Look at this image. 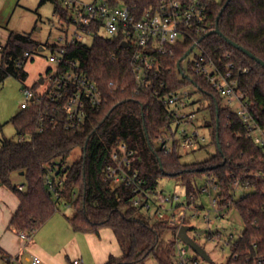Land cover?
I'll return each mask as SVG.
<instances>
[{"label": "trees", "instance_id": "1", "mask_svg": "<svg viewBox=\"0 0 264 264\" xmlns=\"http://www.w3.org/2000/svg\"><path fill=\"white\" fill-rule=\"evenodd\" d=\"M48 1L55 4V15L67 17L58 0L42 3ZM162 1L107 0L111 7H129L137 17L157 10ZM226 2L214 1L209 5V20L214 29ZM218 26L223 37L204 35L199 39L214 59L234 63L239 89L248 94L253 120L264 130V68L227 42L231 40L264 61V0H231ZM192 46L189 41L179 45L175 57L167 61L170 89L188 86L189 83L180 80L178 64H182ZM42 47L30 35L10 33L0 53V84L10 76L24 84L28 76L25 65L33 58L24 59V55L34 54ZM68 57L79 60L84 74L97 82L104 94V104L77 132L48 130L38 134L33 110H23L12 119L18 136L26 134L31 139L20 142L0 137V187L9 188L20 200L9 228L37 232L55 215L58 205L66 202L73 206L74 213L67 220L76 232L93 234L104 226L113 230L123 256L111 257L106 264H146L150 256L158 264H177L176 228L153 221L134 207L135 194L131 188L125 185L113 188L103 180V171L112 162L113 149L124 141L137 152L134 168L148 190H159L164 177L176 178L188 198L193 195L197 204L202 196L199 180L217 186L220 208L237 210L245 225L242 238L230 244L232 257L225 264H255L254 256L264 253V151L248 138L247 127L224 104L223 98L203 79L194 78L199 93L209 102L208 107L201 104L198 111L211 112V120L205 126L211 130L217 153L205 162L186 165L179 153L166 155L156 148L157 138L167 126L165 108L155 99L152 89L140 87L123 48H118L115 41L98 39L90 45L73 47ZM21 60L25 62L23 67L19 66ZM246 68L248 73H238ZM38 86L36 82L31 87ZM78 147L79 158L66 171L59 172L64 184L58 187L60 199L56 201L44 176L57 162L69 159ZM16 173H24V191L11 181ZM237 185L251 192L236 199ZM168 229L175 231L174 240L164 238Z\"/></svg>", "mask_w": 264, "mask_h": 264}, {"label": "built area", "instance_id": "2", "mask_svg": "<svg viewBox=\"0 0 264 264\" xmlns=\"http://www.w3.org/2000/svg\"><path fill=\"white\" fill-rule=\"evenodd\" d=\"M214 1L220 0H163L157 10L137 17L129 7L125 5L111 7L107 0H103L101 4L58 0L67 11V17L56 14L60 20L59 28L62 35L58 38V43L46 44L36 52L38 55L44 49H50L49 61L53 68L46 77L39 78L37 89L24 83L22 92L25 102L21 105V110L35 112L38 134L48 130L77 132L83 129L90 115L102 108L104 94L97 82L84 74L82 63L68 57L70 50L75 46L93 44L98 39L115 41L118 48H123L124 52H127L140 87L152 89L155 99L165 108L167 126L157 138L158 149L166 155L179 153L181 156H187L196 147L202 148L205 138L195 126L199 113L190 109L194 104L191 102L193 94L186 91L187 86L170 89L168 81L170 67L167 61L175 57V49L179 45L189 41L193 44L191 53L195 50L199 53L190 62L189 72L182 67L188 57L182 64L180 63V80L194 86L199 92L193 80L201 78L223 98L224 104L231 110L233 105H237V110L232 112L237 114L247 127L248 138L264 151V130L253 120L248 94L239 89L236 66L232 62L226 63L222 58L214 59L199 39L214 30L208 13L209 5ZM33 55L27 52L24 59H30ZM113 58L116 56L113 55ZM230 58L231 56L227 55V60ZM24 65L25 62L21 60L19 66ZM248 72L247 68L238 71L239 74ZM40 79H43V84L39 83ZM112 85L113 83H110V86ZM30 139V135L22 134L18 141ZM136 155L137 152L126 142L119 141L112 151V162L103 171L104 182L113 188L121 185L131 188L135 194L132 201L134 207L139 208L151 220L165 222L178 232L182 226L188 224V211L192 209L195 197L191 195L183 202L176 194L146 189L145 181L134 168ZM68 167L65 162H57L44 176V182L56 201L60 199L58 187L64 184L59 172L66 171ZM240 188L242 187L237 185L234 196ZM18 189L24 191L22 186ZM201 192L202 195H208L215 212L223 210L217 199V186L206 182ZM60 204L65 205L66 213L74 210L70 203ZM202 208L204 207H195L196 215L203 216L208 224H214L207 213L203 214ZM35 233L20 231L19 236L22 240L28 241ZM216 236L220 237L221 233L217 232ZM242 236L240 233L236 240ZM212 238L214 234L210 233L207 240ZM233 238V235L229 236V246L236 241ZM176 244L177 264H200L202 258L196 252L197 258L194 255L190 256L186 247L181 248L180 244L184 243L178 237ZM253 260L255 264H264V253L255 255ZM40 263L39 258H32V264ZM72 264L85 262L83 259H76Z\"/></svg>", "mask_w": 264, "mask_h": 264}, {"label": "rangeland", "instance_id": "3", "mask_svg": "<svg viewBox=\"0 0 264 264\" xmlns=\"http://www.w3.org/2000/svg\"><path fill=\"white\" fill-rule=\"evenodd\" d=\"M84 3L101 4L103 0H77ZM60 20L55 15V4L52 1L42 3V0H0V45H5L10 33H19L30 35L35 41L45 46L46 44L53 45L58 43V38L62 35L59 28ZM50 49L46 48L41 54L34 53L33 58L25 65V71L28 74L25 82L26 86H33L40 77H46L53 65L49 61ZM199 51L195 50L183 62L182 67L189 72V64L192 62ZM24 84L15 77H8L0 84V137L9 140L18 141L19 136L15 124L12 119L22 113L21 105L25 102L22 89ZM186 91L191 92V102H194L190 109L198 112V118L195 120V126L200 130L201 135L205 138L202 148L196 147L189 155L182 156V163L192 165L202 163L212 158L217 153V147L212 144V133L208 127H205L206 122L211 120V112L208 109L198 111L199 107L204 105L209 106V102L203 98V95L197 92L194 86L188 85ZM237 105L232 106V110H237ZM192 130V127H185ZM156 148H158L156 144ZM81 148H76L69 159L65 161L66 165H72L80 156ZM13 185H25V178L19 174H13L11 177ZM199 187L205 184L204 180L198 181ZM7 188V187H6ZM159 191L163 193L176 194L181 197V201L188 199L185 188L176 178L164 177L160 180ZM251 192V189L240 188L236 191L235 198L240 199L243 195ZM214 195V193H213ZM196 206H202L203 214H208L210 220L215 223L210 225L205 222L203 216H197L195 212ZM192 209L188 211V224L191 228L188 235L195 239L210 256L212 263L200 259V264H225L231 257V249L228 245L230 235L236 240L239 234L244 230V221L237 210L227 211L223 209L219 213L215 212L210 203L208 195H202L197 204H192ZM74 210L66 213L65 205L59 204L53 219L47 222L32 238L36 246L43 244L52 245L53 248H58V244L52 241V238L62 231V223L68 222L67 217H71ZM220 215V216H218ZM59 220V221H58ZM60 222V223H59ZM60 224V225H59ZM217 232L221 233L217 237ZM214 234L212 240H207L209 234ZM164 238L166 240L175 239V231L168 229ZM30 243L29 241H26ZM31 244V246L34 245ZM181 248L186 247L190 256L195 255V251L190 247L180 244ZM29 255L28 251L26 252ZM25 255V254H24ZM24 258V256L22 257ZM72 263L73 258L71 257ZM65 261V260H64ZM146 264H158L153 257L146 259Z\"/></svg>", "mask_w": 264, "mask_h": 264}, {"label": "crops", "instance_id": "4", "mask_svg": "<svg viewBox=\"0 0 264 264\" xmlns=\"http://www.w3.org/2000/svg\"><path fill=\"white\" fill-rule=\"evenodd\" d=\"M20 186L24 187H17ZM19 207L18 196L5 186L0 187V264H32L33 257L39 258L40 264H68L66 260L70 263L71 257L72 262L83 259L85 264H106L111 257L123 256L113 230L106 226L101 227L97 233L85 234L76 232L68 221L62 223V231L52 238L58 248L47 243L36 246L33 238L27 243L20 238L19 231L9 228Z\"/></svg>", "mask_w": 264, "mask_h": 264}, {"label": "water", "instance_id": "5", "mask_svg": "<svg viewBox=\"0 0 264 264\" xmlns=\"http://www.w3.org/2000/svg\"><path fill=\"white\" fill-rule=\"evenodd\" d=\"M231 0H227L223 10L221 11L219 17L217 18L216 21V27L213 31L209 32L208 34L205 35V37L210 36V35H219L221 37H223V34L221 33L218 23H219V19L220 16L222 15L224 9L226 8V6L228 5V3ZM204 39V38H202ZM227 42L232 45L234 48H236L237 50H239L240 52H242L243 54H245L246 56H248L250 59L254 60L257 64H259L261 67L264 68V61L261 60L260 58L256 57L253 53H251L249 50L245 49L242 46L237 45L236 43L232 42L231 40L227 39ZM192 50H189L185 56L182 58L181 61H184L189 54L191 53ZM178 68L181 70V64H178ZM40 84H43V79H40L39 81ZM219 144V142H218ZM219 146V145H218ZM152 148V147H151ZM21 176H24V173L20 174ZM190 231V227L188 226H182L178 232H177V237L187 246L190 247L192 250H194L196 252V254L201 257L203 260L212 263V260L210 258V256L208 255V253L204 250L203 247H201L198 243H196V241L194 239H192L189 235L188 232Z\"/></svg>", "mask_w": 264, "mask_h": 264}]
</instances>
